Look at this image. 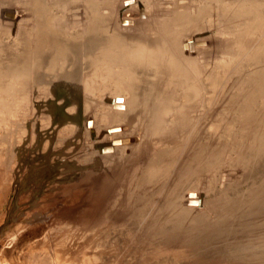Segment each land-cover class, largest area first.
<instances>
[{
  "label": "rangeland",
  "instance_id": "obj_1",
  "mask_svg": "<svg viewBox=\"0 0 264 264\" xmlns=\"http://www.w3.org/2000/svg\"><path fill=\"white\" fill-rule=\"evenodd\" d=\"M263 142L264 0H0V264H152L181 233L131 248L100 219L182 208L165 227L207 250L156 264H251L221 252L264 250Z\"/></svg>",
  "mask_w": 264,
  "mask_h": 264
},
{
  "label": "bare ground",
  "instance_id": "obj_2",
  "mask_svg": "<svg viewBox=\"0 0 264 264\" xmlns=\"http://www.w3.org/2000/svg\"><path fill=\"white\" fill-rule=\"evenodd\" d=\"M97 35V34H96ZM138 42H142V40H137ZM143 47V48H142ZM141 48H142V52H143V57H144V59L146 60V62L150 65V64H153V63H155V62H157V58H158V54L156 53V51H155V49H156V45H155V43L153 44L152 42H148V41H145V43H143L142 45H141ZM132 67V65H130L129 66V69H130V71H131V68ZM133 72H136V70H132V72L131 73H133ZM161 73V72H160ZM134 78H135V80H137V78H138V74H135L134 75ZM133 83H136V81H134ZM133 90H134V92H135V94H140V93H138L137 92V89H136V87H133L132 88ZM141 95V94H140ZM139 98V97H138ZM135 103H137V102H135ZM244 124V123H243ZM241 125V124H240ZM239 125V126H240ZM246 125V124H245ZM244 126V125H243ZM263 145H264V142H263V144H262V148H263ZM141 168L142 167H139L138 169L139 170H141ZM119 174V172H117V170L116 171H114V174L113 175H111L110 177H106V179H109V178H114L115 176H117ZM142 175V174H141ZM174 189H177L176 188V186H174L173 187ZM170 191V193L167 195V197H166V195H164L163 196V198L162 199H164L165 197H166V199L165 200H163V203L165 204L166 202H169V201H172V200H174L175 198H177V196H179V194L176 192V193H174L173 192V189H171V190H169ZM191 192H193V190H191ZM188 193H189V191H188ZM188 195V194H187ZM227 198V197H226ZM141 200V198L139 197L138 199L136 198V200H134V205L132 206V207H135V208H137L138 206L137 205H139V201ZM161 199L160 198H157V199H154V202L155 203H152V204H146V203H144V205H143V211L145 212V211H147V209L149 208V207H152L154 204H157L156 202H159ZM196 200H198L195 196H193L192 194H189V199L187 198L186 199V202L188 201V204L189 205H193L195 202H196ZM230 200V199H229ZM233 200V199H232ZM194 202V203H193ZM137 203V207L135 206V204ZM228 205V204H227ZM230 207V206H229ZM229 207H228V210L227 211H230L229 210ZM135 208H133V209H135ZM258 209V208H257ZM142 209H135V210H127L126 212H120V213H118L117 215L116 214H113V216L114 217H110V218H103V219H100L101 220V222L100 223H102L101 224V227L102 228H104L105 226H107V225H110L111 227H110V229L113 231V230H118V232L120 233L119 235H118V238L119 239H124V240H126V242L127 241H129L128 242V244L130 243L131 245H129V247H131V248H133L132 247V243L133 242H139V241H141L140 239L141 238H145V236H148V238H145L144 240L146 241V239H149V240H147V246H150V243L152 244V242H155V241H158V242H160L161 240H163V237L164 236H169V234H171V232H172V234H171V236L173 237V235H175L174 236V238L177 236V233H181V237H179V238H175V239H169V238H171L170 236H169V238L167 239V240H170V241H167V243H162V242H160L161 244V246L160 247H158V248H152V249H154L153 251H150V247H145V248H147V249H145V250H147V251H143V253L140 255V256H142V258L144 259V262H150V263H152V264H156V263H161V262H163L164 260L162 259V255H164V254H166L165 252H170L169 251V249H171V247H174L175 248V243L176 242H179V244L181 245V244H184V246L185 245H187V246H190L191 248H192V251L190 250V253L192 252L193 253V251L195 252V253H199V252H201L202 251V249L203 250H205L206 249V247L207 246H205V244H209V238H210V235H209V232L206 230V231H204L205 229L202 227V229H204V230H201V228L199 227V230H195V228L196 227H194L193 229L190 227L189 229L190 230H187L186 229V227L185 226H182V227H178V228H171V227H165L167 224H170V225H174L175 224V220H176V218L177 217H181V216H184V218H185V216H186V214H189L188 212L189 211H187V210H185V208H182L181 209V211L178 213V214H175V215H173L172 217H170V219H168V221L166 222V223H164V224H162V223H160L159 225H155L154 223H159L160 221V218H159V216L158 215H153V216H151V214L147 217H143V215L145 214L144 212H142V213H144L143 215H139V214H137L138 212H140ZM216 211V210H215ZM137 215H138V217H140L141 219L139 220V221H141V222H138V223H140L141 224V226H139V227H135V224L137 223H135V224H133L132 225V222H134L135 221V219H137L136 217H137ZM200 216H201V214H200ZM199 216V217H200ZM220 216H222V213L220 214ZM153 217V218H152ZM201 219V218H200ZM197 220V219H196ZM195 220V224L198 222V221H196ZM206 220V219H205ZM205 220H203V221H205ZM201 220L198 222L199 224H201ZM206 222V221H205ZM205 222H203V223H205ZM249 223V222H248ZM107 224V225H106ZM155 225V226H160V225H164V227H161V228H150L152 225ZM199 224H197V225H199ZM206 224V223H205ZM196 225V226H197ZM247 225V224H246ZM251 225L253 226V224L251 223ZM201 226V225H200ZM252 226H248V227H252ZM255 226V225H254ZM117 228V229H115V228ZM197 227V228H198ZM233 226H231L230 228H232ZM237 227V226H236ZM243 227H246L245 225L243 226ZM247 227V228H248ZM139 228H142V231H143V233H137L136 235L137 236H134V230H136V229H139ZM241 227H239V229H240ZM255 228H256V226H255ZM246 229V228H245ZM251 229V228H250ZM253 229V228H252ZM141 230V229H140ZM224 230V229H223ZM232 230H233V228H232ZM241 230V231H240ZM239 231H238V229H236V232H234V235L235 234H238L239 232H242V231H244V230H242V229H240ZM247 230V229H246ZM248 230H249V228H248ZM226 231V230H225ZM228 231H229V229H227V231H226V233L225 234H230V232L228 233ZM234 231V230H233ZM238 231V232H237ZM139 232V231H138ZM232 232V231H231ZM223 234V233H222ZM232 235H233V233H231ZM242 234V233H241ZM90 235V234H89ZM224 235V234H223ZM84 236H86V235H84ZM222 236V235H221ZM134 237H135V241H134ZM166 237V238H167ZM199 238V242H200V244H198L197 246H195L194 247V245H195V238ZM229 237V236H228ZM88 238V237H87ZM165 238V237H164ZM166 238H165V240H166ZM233 238V239H232ZM219 239H221V238H219ZM198 240V239H197ZM197 240H196V242H197ZM238 239H236L234 236H232L231 238H230V240L229 241H232V242H236ZM211 241V240H210ZM144 242V241H143ZM170 242H172V244L170 243ZM125 243V242H124ZM140 243V242H139ZM138 243V244H139ZM126 244V243H125ZM143 244V243H142ZM154 244V243H153ZM123 245V244H122ZM135 245V244H134ZM140 245V244H139ZM145 245H146V243H145ZM211 245V244H210ZM127 246V245H126ZM125 246V247H126ZM138 246V245H137ZM143 246V245H142ZM227 246V245H226ZM233 246H237L238 247V245H232V247ZM118 247H120V246H118ZM136 247V246H135ZM153 247V246H152ZM210 247V246H209ZM212 247V246H211ZM228 247V246H227ZM139 248H141V246L139 247ZM181 248V247H180ZM179 248V249H180ZM191 248H189V249H191ZM123 250H124V248H122ZM227 249V248H226ZM129 250V249H128ZM130 250H132V249H130ZM129 250V251H130ZM207 250V249H206ZM102 251V250H101ZM100 251V252H101ZM117 251H119V250H117ZM134 250H132V252H133ZM139 251V250H138ZM104 252V251H103ZM121 252V251H120ZM128 252V251H127ZM137 252V251H136ZM140 252H141V250H140ZM208 252V251H207ZM210 252H211V250H210ZM119 253V252H118ZM124 253V252H123ZM202 253V252H201ZM200 253V254H201ZM212 253V252H211ZM221 253H225L226 254V257L224 258V259H228V258H232V257H235V256H237V257H239V259H241V258H247L248 260H249V262L251 263V264H263L264 263V250L263 249H261V245H255V246H253V248H247V247H245V246H241V248L240 249H237V248H231V246L229 247V251H223L222 250V252ZM102 254V253H101ZM106 254H107V252H106ZM125 254V253H124ZM130 254V253H129ZM128 254V255H129ZM137 254V253H136ZM140 254V253H139ZM189 254V253H188ZM104 255V254H103ZM117 255V254H116ZM119 255H121V254H119ZM171 255V254H170ZM194 255V254H193ZM102 256V255H101ZM100 256V257H101ZM110 256V255H109ZM192 256V255H191ZM103 257V256H102ZM115 257V256H114ZM190 257V256H189ZM115 258H117V256L115 257ZM118 258H120V256L118 257ZM193 258V257H192ZM105 259V258H104ZM122 259V258H121ZM133 259H135V257H133ZM138 259V258H137ZM142 259V260H143ZM120 261V260H119ZM127 261V260H126ZM126 261H125V263H126ZM192 261V260H191ZM194 261H196V260H194ZM238 262H240V263H243L241 260H237ZM115 262H117V261H115ZM123 262V261H122ZM121 262V263H122ZM139 262V261H138ZM143 262V261H142ZM168 262V261H167ZM190 262V261H189ZM124 263V264H125ZM185 263H188V262H185ZM225 264V263H224Z\"/></svg>",
  "mask_w": 264,
  "mask_h": 264
}]
</instances>
